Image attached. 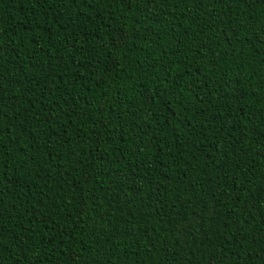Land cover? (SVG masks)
I'll use <instances>...</instances> for the list:
<instances>
[{
    "label": "trees",
    "instance_id": "obj_1",
    "mask_svg": "<svg viewBox=\"0 0 264 264\" xmlns=\"http://www.w3.org/2000/svg\"><path fill=\"white\" fill-rule=\"evenodd\" d=\"M0 264H264V0H0Z\"/></svg>",
    "mask_w": 264,
    "mask_h": 264
}]
</instances>
